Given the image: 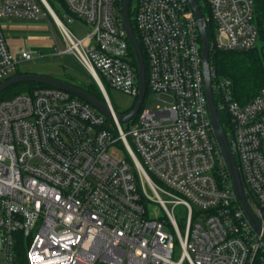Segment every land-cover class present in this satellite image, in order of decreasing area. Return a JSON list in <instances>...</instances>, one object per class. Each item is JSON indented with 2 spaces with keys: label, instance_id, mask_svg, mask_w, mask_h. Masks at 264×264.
<instances>
[{
  "label": "built area",
  "instance_id": "1",
  "mask_svg": "<svg viewBox=\"0 0 264 264\" xmlns=\"http://www.w3.org/2000/svg\"><path fill=\"white\" fill-rule=\"evenodd\" d=\"M63 1L90 26L86 35L69 29L49 0H0V83L35 58L30 49L11 52L3 18L49 16L65 53L106 95L108 85L138 99L124 0ZM195 1L214 28L211 50L260 45L255 0ZM131 20L146 58L147 93L171 97L149 109L144 99L133 126L124 129L57 87L0 100V264H264V87L241 103L232 80L211 67L215 106L258 231L237 198L210 117L191 1L137 0ZM119 142L128 158L114 153ZM155 204L165 215L150 214ZM181 205L182 224L174 212Z\"/></svg>",
  "mask_w": 264,
  "mask_h": 264
},
{
  "label": "rangeland",
  "instance_id": "2",
  "mask_svg": "<svg viewBox=\"0 0 264 264\" xmlns=\"http://www.w3.org/2000/svg\"><path fill=\"white\" fill-rule=\"evenodd\" d=\"M49 1L62 22L74 31L76 35L82 37L91 30L89 25L74 18L63 2L60 0ZM136 6L137 0H131L130 9L132 12ZM42 10L43 12L45 11L43 6ZM2 21L4 26L8 27L9 30L8 40L12 51L18 52L21 49H30L35 54L33 60L19 65L20 71L55 76L69 74L83 82H91L87 69L73 56L65 53L66 46L62 39L60 28L51 17L47 16L38 19L5 17ZM107 92L114 109L118 112L122 113L130 109L132 110L137 102V98L108 85ZM170 101L171 97L166 94L149 91L142 107L146 109L163 107ZM121 125L124 129H128L134 125V119L132 121H123ZM125 148L119 142L118 146L113 147V151L117 156H120L123 152L125 157L128 158ZM149 211L151 215H165L164 211L157 204L151 205ZM174 212L178 222L182 224L187 217L186 207L183 205L178 206ZM180 251L179 246H177L176 257H179Z\"/></svg>",
  "mask_w": 264,
  "mask_h": 264
},
{
  "label": "water",
  "instance_id": "3",
  "mask_svg": "<svg viewBox=\"0 0 264 264\" xmlns=\"http://www.w3.org/2000/svg\"><path fill=\"white\" fill-rule=\"evenodd\" d=\"M190 1L196 13V17H197L199 29H200V34L202 38L205 88H206V96H207V103H208V109L210 112V117L214 125L217 139L220 143L223 154L225 156L228 167L230 169L232 179L234 182V186H235V191L237 194V198L242 204V207L246 215L248 216V218L250 219L254 227L258 231H261L260 221L255 215V213L253 212V210L251 209L247 201V198L245 196L242 180H241L239 170H238V166L234 158L233 152L231 150L228 137L221 123L217 108L215 106L213 90H212L211 64H210L211 46H210V41H209V37L207 33L206 19L204 18L197 2L195 0H190ZM130 4H131V0L123 1L122 20H123V24L125 26L128 38L132 45L134 54L137 59L138 72H139V78H140V94H139V97L137 99V102L134 108L129 113H126V114L121 113V112H118L116 109H114L109 103L108 97L103 90L101 91L104 95V100L98 98L94 94L86 91L85 89L75 84L69 83L62 79H59V78H56L50 75H46V74H38V73L15 74L12 77L0 83V93L6 90L7 88H9L10 86L15 85L17 83L39 82L43 84L52 85L54 87L66 90L76 95L77 97L91 104L93 107H95L97 110L105 114L107 117L116 118L120 123L123 121H130L131 119H133L139 112L143 104V101L145 99V96L147 93V81H146V67H145V61L143 57L142 48L136 36L135 30L133 28L132 20H131Z\"/></svg>",
  "mask_w": 264,
  "mask_h": 264
},
{
  "label": "trees",
  "instance_id": "4",
  "mask_svg": "<svg viewBox=\"0 0 264 264\" xmlns=\"http://www.w3.org/2000/svg\"><path fill=\"white\" fill-rule=\"evenodd\" d=\"M64 3L63 0H60ZM256 1V26L260 33V45L255 49L248 50V51H226L221 49H212L210 53V64L211 67L215 69L221 77H228L233 82L234 87V96L236 100L241 103H245L252 99L259 90L264 87V2L262 0H255ZM65 5V3H64ZM131 16H133V12H131ZM133 21V28L136 30L134 20ZM207 33L209 37V41L212 44L214 40V28L212 24L207 25ZM130 51L132 56L134 57V51L132 46L130 45ZM146 62V58H145ZM147 68V63H146ZM26 73H36L25 71ZM23 71L18 70L16 74L25 73ZM53 76V75H50ZM55 77V76H53ZM91 82H83L79 80L77 77L73 75H67L64 78H59L69 83L75 84L86 91L94 94L98 98L104 100V95L95 81V79L90 75ZM44 87H54L52 85L43 84L39 82H21L15 85L10 86L6 90L0 93V100L11 98L15 95L21 93H30L38 88ZM75 97L76 95L73 94ZM131 111L127 110V112L122 113H129ZM220 120L223 125L224 131L227 134L226 127L223 123L224 114H220ZM18 246V253L19 257L22 261H26V246L23 240H19L17 243Z\"/></svg>",
  "mask_w": 264,
  "mask_h": 264
},
{
  "label": "crops",
  "instance_id": "5",
  "mask_svg": "<svg viewBox=\"0 0 264 264\" xmlns=\"http://www.w3.org/2000/svg\"><path fill=\"white\" fill-rule=\"evenodd\" d=\"M4 28H5V34H6V36H7V41H8V44H9V40H8V38H9V34H8V33H9V30H8V27H6V26H4ZM9 47H10V50L12 51L10 44H9ZM22 50H23V49H21V50L18 51V52H13V51H12V53H13L15 56H18ZM24 63H26V62H24ZM48 75H49V74H48ZM67 75H69V74H63V75H60V76H55V75H53V76H55V77H59V78H64V77L67 76Z\"/></svg>",
  "mask_w": 264,
  "mask_h": 264
},
{
  "label": "bare ground",
  "instance_id": "6",
  "mask_svg": "<svg viewBox=\"0 0 264 264\" xmlns=\"http://www.w3.org/2000/svg\"><path fill=\"white\" fill-rule=\"evenodd\" d=\"M12 52V51H11ZM26 73V72H25ZM28 73V72H27ZM21 74V73H20ZM108 95V94H107Z\"/></svg>",
  "mask_w": 264,
  "mask_h": 264
}]
</instances>
